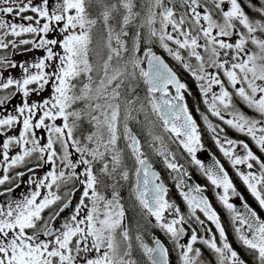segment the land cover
Instances as JSON below:
<instances>
[{
	"label": "snow or ice",
	"instance_id": "6c2138e0",
	"mask_svg": "<svg viewBox=\"0 0 264 264\" xmlns=\"http://www.w3.org/2000/svg\"><path fill=\"white\" fill-rule=\"evenodd\" d=\"M247 6L255 15L241 0H54L51 8L50 0H0V50L31 45L25 50L45 53L20 64L0 55V186L11 185L0 191L6 198L0 202V264H138L119 191L133 177L136 202L169 238L179 264H203L197 244L214 254L215 264H247L207 186L191 182L157 125L215 190L239 244L255 264H264V218L206 149L186 99L191 90L155 50L196 81L215 147L264 209V159L227 134L232 129L249 137L264 153V3L247 0ZM16 68L19 77L4 74ZM48 88L47 98L30 100ZM17 96L20 102L12 104ZM145 145L161 159L187 212L170 198ZM204 151L207 161L197 155ZM22 167L32 174L29 190L8 199L26 175L15 171ZM40 168L47 171L37 177ZM135 245L147 264H170L160 239L150 246L138 230Z\"/></svg>",
	"mask_w": 264,
	"mask_h": 264
},
{
	"label": "flooded vegetation",
	"instance_id": "af4514ba",
	"mask_svg": "<svg viewBox=\"0 0 264 264\" xmlns=\"http://www.w3.org/2000/svg\"><path fill=\"white\" fill-rule=\"evenodd\" d=\"M264 3V0H262ZM34 3H39L40 0L33 1ZM54 0H50V8L52 6V3ZM250 11V10H249ZM25 15H34L32 13H26ZM7 19L11 22V17H7ZM26 22V21H23ZM43 23V21H42ZM8 39H11L9 37ZM28 46H19L16 49H12L11 47L7 50H0V55H8L9 58H11V55L13 52H16L15 50L20 49H27ZM18 50V51H19ZM158 54H160L163 58H165L166 62L169 63V65L173 68V70L180 76L181 80L185 82L189 89L191 90V95L186 94V99L189 104L190 111L192 112L194 118L197 120L198 124L201 126V131L203 133V142L206 146L207 150H210L211 152H214L218 158H220L221 162L224 164L225 168L229 171L230 176L233 179L234 184L237 187V190L245 197V200L258 212V214L264 218V209H260L258 203L255 201V199L251 196V194L247 191L246 186L242 183V181L239 179V177L236 176L235 170L232 169L231 165L228 163V161L222 156V154L218 151V149L215 147V144L211 138V134L207 131L206 126L204 125V122L201 118L200 113L206 112V106L202 102V98L197 86L196 81L191 77V75L186 72L179 64H177L175 61L171 59L167 55V53L163 52L162 49L157 47L155 49ZM141 88L143 90V86L141 85ZM144 92V90H143ZM238 106L249 116H252L251 110L248 109L243 103H241L239 100L236 101ZM199 108L200 111L197 112L196 109ZM210 119L213 121V123H219V121L216 120V118L211 117ZM85 127H89L87 124H85ZM227 128V126H224ZM160 128V130H159ZM158 132V134L163 135L165 137L166 142L170 143V146L173 151L177 153V157L180 161V163L185 164V167L188 169V171L192 175V183H199L201 185L207 186V192L205 193L208 196V190L209 192L213 193V200L211 203L213 204V207L217 210V212L221 216L222 223L226 226V231L229 236V240L232 243L235 250L240 254V256L247 262V264H255L253 254H251L248 250H246L244 247H242L239 242L235 238V234L232 230L230 219L228 216L227 211L223 208V206L220 204L219 200L216 198L215 190L212 188V186L207 182V180L200 174V172L197 170L195 166H192L188 163L186 154L182 155V149L178 148V145L171 143L167 140L168 134L163 131L159 125H157L155 132ZM227 134L230 138H235L237 140H244L249 143L250 147L253 149V151L260 156L262 159H264V153H260L258 147L255 145L253 141L249 137H246L242 135L239 132H236L232 129H227ZM142 141L146 139V137L141 134ZM145 151L148 153L150 161L154 164L155 169L160 172L161 177L163 181L166 183V185L169 187L170 190V198L176 202L183 212H187L186 205L184 204L182 198L179 196L177 189L174 186V181L169 175L167 169L164 167L163 163L161 162V159L151 153V151L147 148L145 145ZM198 157L204 161L208 160V151L199 152ZM28 167H31L29 165ZM15 171L18 172H25L26 175L20 178V187L16 188L15 191L11 194L10 198H20L24 193H26L29 190V185L27 183L28 179L32 175L31 173L27 172V167L17 168ZM47 171L46 168H40L36 170V176H42ZM123 183V182H122ZM134 183V177L132 180H130L127 183H123V186L119 189L122 200L121 202L124 205L125 212H126V222L131 227L132 230V236L134 241V250H133V257L137 260L138 264H147L146 257H144L142 251L136 247L135 245V235L137 234V231L144 235L145 242L148 243L151 246L153 238H158L161 240L162 243L165 244V246L169 249V260L170 264H179L178 262V252L173 248V245L169 238L164 234L163 231H161L158 227H154V221L152 223L148 222V218L144 215L141 208L139 207L138 203L135 200L134 194L132 193V184ZM11 185H4L0 186V191H3L5 188L9 187ZM111 190H108V195L110 198ZM80 193L77 192L75 197L73 198V205L77 202L79 199ZM209 197V196H208ZM5 197H0V202L4 201ZM210 199V198H209ZM232 202L236 204L237 206L240 205L239 199H233ZM71 209L66 210L64 213H62V217L69 215ZM45 215H48V212H45ZM201 219H203L202 214ZM59 224V221L57 222ZM187 227V225H186ZM193 227H197L196 225H193ZM209 227H212L213 232H215V228L213 225L209 224ZM199 234L201 236L205 235V233L202 230H199ZM218 236V234H217ZM187 237H185V240ZM183 242V241H182ZM195 247H199L202 250V262L203 264H215V257L214 254L207 249L203 244H197Z\"/></svg>",
	"mask_w": 264,
	"mask_h": 264
},
{
	"label": "rangeland",
	"instance_id": "374dc122",
	"mask_svg": "<svg viewBox=\"0 0 264 264\" xmlns=\"http://www.w3.org/2000/svg\"><path fill=\"white\" fill-rule=\"evenodd\" d=\"M35 1V0H33ZM11 22H18V23H27V22H23L21 20H19L18 18H15V17H11ZM56 36V33H49L48 35V38H54ZM22 38H31V37H28V36H25V37H22ZM11 39H17L15 37H11ZM23 46V45H21ZM28 48H31V45H27ZM19 50V49H18ZM18 50H15L16 52H13L12 55H11V60L17 64H20V63H32L34 62L36 59L42 57L43 55H45V53L42 51V50H32V51H26L25 49H20L19 51ZM5 75H11V76H14V77H19L21 75V70L19 68H16V69H8L7 72L4 73ZM51 92V89L48 88L45 92H43L41 95H35L33 94L31 97H30V100L31 101H34V102H38L40 101L42 98H47L49 96ZM20 102V97L17 96L15 100L12 101V104H17ZM251 113H252V116H255L256 114L251 110ZM153 119H155L153 117ZM59 123V121H58ZM160 130V128H159ZM156 133L158 134V132L156 131ZM3 140V137H0V142H2ZM3 173L0 172V175H2Z\"/></svg>",
	"mask_w": 264,
	"mask_h": 264
},
{
	"label": "trees",
	"instance_id": "16d2710c",
	"mask_svg": "<svg viewBox=\"0 0 264 264\" xmlns=\"http://www.w3.org/2000/svg\"><path fill=\"white\" fill-rule=\"evenodd\" d=\"M241 2L245 5V11L246 12H248L249 13V15H255V12H254V9H250L248 6H247V0H241ZM252 3L254 4V5H259L260 3H263V1L262 0H252ZM250 10V11H249ZM140 95L141 96H143L144 95V92H143V90H142V88H141V90H140ZM210 191V189L208 190V196H209V198H210V200L212 201L213 200V193L212 192H209ZM226 226L228 227V225L226 224ZM225 226V227H226Z\"/></svg>",
	"mask_w": 264,
	"mask_h": 264
}]
</instances>
